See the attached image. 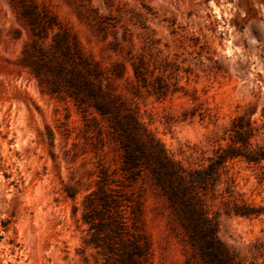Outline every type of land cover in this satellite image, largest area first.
<instances>
[{
  "label": "rangeland",
  "instance_id": "1",
  "mask_svg": "<svg viewBox=\"0 0 264 264\" xmlns=\"http://www.w3.org/2000/svg\"><path fill=\"white\" fill-rule=\"evenodd\" d=\"M61 29L172 159L195 169L232 144L239 118L264 147V0H0V264H101L83 221L101 167L111 188L141 198L152 263L187 264L164 198L148 181L127 187L115 143L42 88L24 58L49 52ZM204 198L221 242L264 264V161L228 160ZM233 201L260 216L230 213Z\"/></svg>",
  "mask_w": 264,
  "mask_h": 264
},
{
  "label": "trees",
  "instance_id": "2",
  "mask_svg": "<svg viewBox=\"0 0 264 264\" xmlns=\"http://www.w3.org/2000/svg\"><path fill=\"white\" fill-rule=\"evenodd\" d=\"M24 58L42 88L58 98L71 99L83 115L84 126L97 130L99 137L105 133L115 143L121 152L120 171L129 184L127 187L131 188L139 180L148 181L164 198L176 227L181 229L190 246L192 258L187 264L191 261L243 264L219 239L216 220L210 217L204 197L220 180L228 160L242 158L255 164L264 161V147L253 143L259 129L239 118L232 130V144L227 149L220 148L209 158L207 167L186 168L172 159L126 108L112 82L84 55L67 31L61 29L55 35L49 52L26 50ZM135 74L143 79L137 68ZM112 176L107 168L101 167L96 189L84 200L83 221L91 235L88 245L97 250L101 264H153L142 225V200L111 188L110 184L116 182ZM228 193L231 198L233 194ZM228 211L246 218L261 214L245 203L234 201Z\"/></svg>",
  "mask_w": 264,
  "mask_h": 264
}]
</instances>
